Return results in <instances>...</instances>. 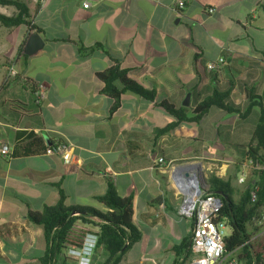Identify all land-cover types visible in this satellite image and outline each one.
Listing matches in <instances>:
<instances>
[{
  "label": "crops",
  "instance_id": "0c3cea01",
  "mask_svg": "<svg viewBox=\"0 0 264 264\" xmlns=\"http://www.w3.org/2000/svg\"><path fill=\"white\" fill-rule=\"evenodd\" d=\"M21 1L44 47L18 56L32 33L25 23H0V147L20 150L33 132L44 146L71 142L80 162L39 151L40 144L30 154H0V261L41 264L44 230L28 211L58 203L60 190L66 205L106 211L97 196L113 182L121 196H132L141 231L132 247L170 254L177 264L185 253L177 247L191 242L193 223L178 213L183 196L173 170L182 167L183 175L187 164L201 162L239 175L248 157L261 114L256 102L264 105V0H186L181 10L175 0H90L88 8L85 0ZM0 12L18 10L0 4ZM221 55L226 64L208 69ZM116 64L155 89L156 101L126 91L112 111L114 99L97 72ZM37 84L46 87L41 104L34 101ZM216 89L229 91L240 112L212 106L199 122L160 130L175 118L159 102L185 106L190 94L191 114ZM124 256L121 264H129Z\"/></svg>",
  "mask_w": 264,
  "mask_h": 264
},
{
  "label": "trees",
  "instance_id": "16d2710c",
  "mask_svg": "<svg viewBox=\"0 0 264 264\" xmlns=\"http://www.w3.org/2000/svg\"><path fill=\"white\" fill-rule=\"evenodd\" d=\"M1 5H12L18 10L15 15H6L0 12V23L6 27H14L25 23L30 33L40 31L31 23L29 9L21 0H0ZM80 45V50H83ZM28 57L25 44L19 48L18 56ZM97 76L104 81L103 92L114 99L112 111L121 105L122 94L126 91L138 94L151 101H156V90L150 89L139 80L132 77L127 69L119 65H113L103 71L97 72ZM247 96L253 99L254 96ZM261 107V114L256 125L252 140L248 145L247 155L262 168L252 169L244 189L236 187L231 178L220 177L210 172L207 177L209 191L222 198L220 216L228 218L232 231L225 237L226 251L243 247L241 255L248 259L247 264L258 254V248L252 243L251 252L248 250L249 240L253 234L249 229V222L264 209V105L256 102ZM159 105L164 107L174 116V120L168 123L161 131H169L182 122H199L203 115L212 106H217L229 113L240 112V109L230 101L229 91L215 90L212 95L201 101L191 114L187 106L176 107L169 101H161ZM31 142H27L22 149H16L11 155L30 154L36 151L33 146L40 144L39 151L46 150L44 139L37 137L33 132L28 136ZM221 192L222 194H219ZM253 193L255 197L253 198ZM97 199L107 207L102 211L91 205H66L65 194L60 190L58 203L45 205L41 210H29L28 218L31 222L41 225L44 230L45 251L40 257L41 264H74L75 260L66 255V250L71 247L83 245L88 232L98 235L92 264H95L98 249H103L107 255L101 264H121V260L136 242L141 239V231L133 221L132 196H121L113 182H109L107 191L97 196ZM92 225V227L90 226ZM183 248L185 253L177 264H185L190 258V239H186L177 248ZM179 256V255H178Z\"/></svg>",
  "mask_w": 264,
  "mask_h": 264
},
{
  "label": "built area",
  "instance_id": "2783aa9c",
  "mask_svg": "<svg viewBox=\"0 0 264 264\" xmlns=\"http://www.w3.org/2000/svg\"><path fill=\"white\" fill-rule=\"evenodd\" d=\"M185 4L186 0L174 1V7L177 10L183 9ZM90 5V0L84 1V7L88 8ZM210 11H213V9H210ZM226 62L227 57L221 55L217 60L209 61L207 68L210 70H220ZM14 65V60H11L9 62L10 72L13 75H17L19 72L14 68ZM45 97V85L37 84L34 93L35 103L41 104ZM11 153L12 147L9 144H3L0 147V154L2 156L8 157ZM45 153L61 155L68 164L80 162L78 156L75 154L74 145L69 141L57 139L54 143L46 145ZM158 163L161 166L164 165V159L160 158ZM260 168L262 167L258 163H254L253 159L248 156L242 171L238 175V181L240 183H246L249 178V171ZM203 169L196 168L194 170H188L189 175L185 172L179 176V180L176 181L174 179L178 192L183 196L178 207V213L193 223L189 264H247V257L241 255L244 246L232 251H226L225 237L231 233L232 227L227 217L219 215L223 205L220 200L221 197L211 193L209 191V184L207 183V177L210 172H214L220 177L226 174L220 168H210L208 174L204 173ZM200 173L201 176H199ZM193 176H197L199 182L196 185L195 195L188 202L189 195L186 194L185 190L186 188L190 190L188 184L190 183V178ZM254 197L255 193H253ZM249 229L253 237L248 241L251 244L248 250L251 252L252 243L258 248V254L253 257L251 264H264V209L252 218L249 222ZM97 240L98 235L96 233L88 232L83 245L68 248L66 255L75 260L74 264H92Z\"/></svg>",
  "mask_w": 264,
  "mask_h": 264
},
{
  "label": "rangeland",
  "instance_id": "374dc122",
  "mask_svg": "<svg viewBox=\"0 0 264 264\" xmlns=\"http://www.w3.org/2000/svg\"><path fill=\"white\" fill-rule=\"evenodd\" d=\"M9 67V64H8ZM22 85H29V83L25 80L21 81ZM35 106V104H33ZM204 173L208 174L209 173V169L204 167ZM251 174V171H249V176ZM199 176H201V173L199 174ZM225 178H231L232 179V183L240 188V189H244L246 186V183H240L238 181V173H234L233 175H225ZM175 182V180H174ZM92 227V225H90ZM43 239V238H42ZM21 257H24V259L27 260V257L25 254L22 255ZM125 258H128V263L129 264H173L172 260H173V256H171L170 254H155V253H151V252H146L143 253L140 251V249L138 247H131L130 249H128V251L125 253ZM106 258V256L103 254V252L97 251V256L95 259V264H101L104 259ZM0 264H8L5 262H1ZM56 264H62L61 261H58ZM189 264V260L188 263Z\"/></svg>",
  "mask_w": 264,
  "mask_h": 264
},
{
  "label": "water",
  "instance_id": "95a60500",
  "mask_svg": "<svg viewBox=\"0 0 264 264\" xmlns=\"http://www.w3.org/2000/svg\"><path fill=\"white\" fill-rule=\"evenodd\" d=\"M44 47V39L42 38V36L38 33V32H33L30 37L29 40L25 46V51L28 55H32L34 53H36L38 50L42 49ZM183 104L185 106H188L190 104V94H187ZM191 169L194 170L196 168L202 169L204 168L203 163H189L187 164L186 167H184V169ZM183 168L182 167H177L176 169L173 170L172 172V177L177 181L179 180V176L181 175ZM186 174H188V172L186 171ZM197 190H199V188H197ZM219 194H222L221 192H218ZM220 200L222 201V198H220Z\"/></svg>",
  "mask_w": 264,
  "mask_h": 264
},
{
  "label": "bare ground",
  "instance_id": "6f19581e",
  "mask_svg": "<svg viewBox=\"0 0 264 264\" xmlns=\"http://www.w3.org/2000/svg\"><path fill=\"white\" fill-rule=\"evenodd\" d=\"M189 182L190 183L188 185L190 186V190H189V188H186V190H185L186 194L189 195L188 202H190V200H192L193 196L196 193V185L198 184L199 179H198L197 176H193V177L190 178V181Z\"/></svg>",
  "mask_w": 264,
  "mask_h": 264
}]
</instances>
